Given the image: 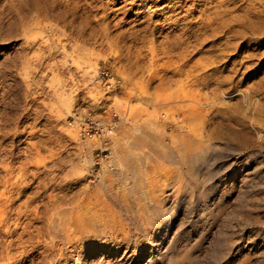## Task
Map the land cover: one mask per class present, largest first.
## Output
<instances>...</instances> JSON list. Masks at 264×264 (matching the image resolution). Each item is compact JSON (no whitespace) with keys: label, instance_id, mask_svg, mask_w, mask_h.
<instances>
[{"label":"rangeland","instance_id":"obj_1","mask_svg":"<svg viewBox=\"0 0 264 264\" xmlns=\"http://www.w3.org/2000/svg\"><path fill=\"white\" fill-rule=\"evenodd\" d=\"M42 2L0 0L12 264H264V0Z\"/></svg>","mask_w":264,"mask_h":264},{"label":"bare ground","instance_id":"obj_2","mask_svg":"<svg viewBox=\"0 0 264 264\" xmlns=\"http://www.w3.org/2000/svg\"><path fill=\"white\" fill-rule=\"evenodd\" d=\"M32 1L35 5H40L43 3L42 0ZM67 1L68 3L70 2V0ZM52 2H48V4L50 3V5H54L55 1L54 3ZM182 50L184 51L185 49ZM185 52L187 53L188 51H184V55ZM182 144L184 146L182 147V149L180 148L181 151L178 150L180 151V153H178L180 154L183 162L190 163L192 161V158L198 155L200 147L198 145L193 147V145L187 141ZM1 168L4 170V172H6V174L0 175V185H4L5 187V189L0 190V264H12L13 262L16 263L22 261L20 257H14V255L11 254V250L14 248V245L20 247L23 244L24 237H27V240L33 246H36L39 243L41 228L36 224L41 221L43 205L42 203H40L41 191L39 184H37L33 188L31 187L32 191L30 195L27 196L26 200L21 202L18 201L19 203L16 204L17 200L21 199V196L25 194V188L33 184V179H29L27 176H18L14 178L9 173L7 165L1 164ZM49 200L54 201V198L52 197ZM29 203L32 205V208L30 210L28 209ZM45 211H47V208L45 209ZM13 213H16V215H12ZM11 215L13 217L15 216L14 227H12L13 223H10V218H12ZM13 237L15 239H12Z\"/></svg>","mask_w":264,"mask_h":264},{"label":"built area","instance_id":"obj_3","mask_svg":"<svg viewBox=\"0 0 264 264\" xmlns=\"http://www.w3.org/2000/svg\"><path fill=\"white\" fill-rule=\"evenodd\" d=\"M102 72L104 73L105 70H102ZM86 124L81 126L80 125V132H86L89 134H96L99 132L100 130V126L92 119H88L86 122Z\"/></svg>","mask_w":264,"mask_h":264}]
</instances>
